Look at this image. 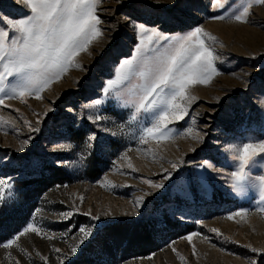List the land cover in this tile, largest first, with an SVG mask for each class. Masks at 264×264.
<instances>
[{
    "label": "rangeland",
    "instance_id": "374dc122",
    "mask_svg": "<svg viewBox=\"0 0 264 264\" xmlns=\"http://www.w3.org/2000/svg\"><path fill=\"white\" fill-rule=\"evenodd\" d=\"M151 2L96 0L100 35L77 52L59 78L40 97L4 96L0 177H11L13 187L0 201V264H60L62 254L64 264H249L250 259L264 264L253 252L264 248V200L258 189L237 195L223 175L202 183L193 167L211 159L230 174L229 158L239 146L249 136L264 139L253 130L264 107V3L216 0L213 8L209 0H179L177 21L165 9L174 0L143 11L142 5ZM246 2V18L235 19ZM19 4L24 7L15 11L22 15L27 0ZM159 17L169 18L167 27ZM140 23L172 34L202 27L217 69L208 83L188 86L181 101L186 115L179 121L169 116L160 140L141 139L148 118L143 113L131 118L133 109L118 99L128 82L102 94L109 76L115 79L113 64L120 57L113 56L114 49L130 55ZM97 115L101 119L93 123ZM92 132L95 141H88ZM98 144L102 151L96 150ZM205 145H212L211 155ZM55 160L65 163L57 166ZM173 163L179 168L173 169ZM167 170L174 178H166ZM251 174H264V160ZM189 177L194 179L185 183ZM148 180L164 187L155 189ZM241 208L246 211L227 215ZM73 209L78 211L66 216ZM28 223L40 234L29 230L5 246ZM81 225L97 230L80 245L82 250L68 256L81 239ZM189 232L197 233L191 242Z\"/></svg>",
    "mask_w": 264,
    "mask_h": 264
},
{
    "label": "snow or ice",
    "instance_id": "6c2138e0",
    "mask_svg": "<svg viewBox=\"0 0 264 264\" xmlns=\"http://www.w3.org/2000/svg\"><path fill=\"white\" fill-rule=\"evenodd\" d=\"M209 2L216 8V0ZM254 2L264 3V0ZM27 4L24 14L17 15L15 10L24 7L19 4V0H0V65H3V70H0V104H3L5 95L18 93L23 97L27 93L40 97L42 89L53 78H59L77 52L100 35L96 0H27ZM160 5L161 0H152L151 3L143 4L142 10L151 12L159 9ZM165 9L173 14L172 18L179 21V17L174 15L175 11L181 10L179 0L166 5ZM248 11L246 2L235 15V19H245ZM159 18L163 26L167 27L169 18ZM179 26L186 27L183 23ZM137 28L138 42L133 46L130 55H121L118 48L114 49L113 56L120 57L113 64L115 79L109 76L104 82L102 94H107L114 85L128 82V86L123 89L124 94L118 95V99L133 109L131 118L141 113L148 118L147 126L141 130V139L151 137L160 140L165 138L169 116L172 120L179 121L186 115V106L181 101L187 94L188 86L197 82L208 83L217 69L213 63V50L206 46L203 39L207 34L202 27H191L186 32L176 34L161 31L159 26H146L144 23L138 24ZM95 102L101 103L99 99ZM88 119L92 121V117ZM100 119L97 115L92 122ZM253 130L264 135V107L260 109V120L257 128ZM95 138V132L87 136L88 141H95ZM195 138L203 139L199 135ZM23 143L27 144L29 141L25 140ZM103 147L95 145L97 151H102ZM205 148L211 155L212 145H205ZM229 160L233 167L230 174L217 169L211 159H205L193 167L200 173L199 180L202 183L205 177L211 179L212 176L223 175L232 193L247 196L251 190L258 189L261 200H264V174H251L256 163L264 160V139L249 136ZM53 163L61 166L65 162L55 160ZM33 166H39V161H34ZM177 168L179 165L173 163V169ZM166 178H174L173 171L167 170ZM192 179L194 177L187 178L185 183H190ZM147 183L155 189L164 187L152 180ZM12 187L11 177H0V201L3 200L5 191L11 195ZM143 199H137V206L141 205ZM74 211L78 209L67 211L66 216H72ZM244 211L246 210L241 208L227 215L233 218ZM29 230L36 234L41 232L39 227L28 223L25 228L4 241L5 246L13 245L17 237ZM96 230V226L86 228L81 225V239L71 246L68 256H75L84 240L93 236ZM211 231L220 234L219 229L212 228ZM196 234H186L189 242ZM56 251L60 252L59 249ZM253 252L260 253L261 259H264V248L253 249ZM60 264H64L63 254L60 256ZM98 264L106 262L100 260ZM249 264H260V261L250 259Z\"/></svg>",
    "mask_w": 264,
    "mask_h": 264
},
{
    "label": "trees",
    "instance_id": "16d2710c",
    "mask_svg": "<svg viewBox=\"0 0 264 264\" xmlns=\"http://www.w3.org/2000/svg\"><path fill=\"white\" fill-rule=\"evenodd\" d=\"M22 182H23V184H24V185H26V184H27L25 180H23ZM25 183H26V184H25ZM24 185H23V186H24ZM77 262H78V261H77Z\"/></svg>",
    "mask_w": 264,
    "mask_h": 264
}]
</instances>
